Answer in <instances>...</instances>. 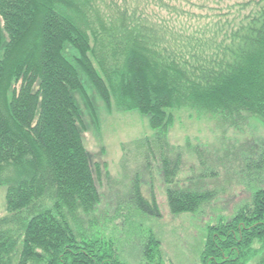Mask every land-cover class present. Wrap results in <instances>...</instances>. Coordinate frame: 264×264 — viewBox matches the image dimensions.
Here are the masks:
<instances>
[{"label": "trees", "instance_id": "trees-1", "mask_svg": "<svg viewBox=\"0 0 264 264\" xmlns=\"http://www.w3.org/2000/svg\"><path fill=\"white\" fill-rule=\"evenodd\" d=\"M120 1L0 0V264H162L159 240L141 229L161 218L153 191L144 198L135 178L110 213L99 208L110 178L83 138L86 125L99 128L96 101L155 131L157 154L149 147L143 169H158L170 215H206L199 264H264V139L213 161L187 148L200 171L181 187L184 153L167 138L180 109L264 129V0L192 30ZM118 217L126 231L107 236Z\"/></svg>", "mask_w": 264, "mask_h": 264}, {"label": "rangeland", "instance_id": "rangeland-1", "mask_svg": "<svg viewBox=\"0 0 264 264\" xmlns=\"http://www.w3.org/2000/svg\"><path fill=\"white\" fill-rule=\"evenodd\" d=\"M116 1L119 5L123 4L120 0ZM125 1L130 8H134L138 4L139 11L144 10L146 13L153 14L154 22L163 23L169 27L182 26L187 30L219 21L232 22L238 13L246 15L253 6L251 4L245 11L240 10L239 5L250 0ZM176 11L181 14L178 15ZM96 104L99 107V128L97 129L92 124L86 125L87 130L83 138L85 148L91 155L92 161L105 164L110 178L108 180L102 177L99 189L101 196L99 208L110 213L116 201L126 195L131 182L137 178L141 184L140 190L143 197L149 199L153 191L159 205L161 218L159 220L144 219L141 229L145 231L150 228L159 240L162 264H199L198 256L204 240L203 226L207 222L206 215H170L166 205L165 187L160 180L158 169L155 165H152V169H143L145 155L149 152V147L155 149L153 150L154 154H157L154 142L155 131L151 130L147 120L137 113L112 112L107 114L99 101H96ZM172 114L174 123L167 138L171 146L182 149L184 153L181 172L176 177V180L180 181L179 186L181 187L185 184L186 178L193 180L200 171L196 157L187 148L205 152L204 155L213 161L214 157L221 155L218 151L228 149L233 143L237 144L250 139H264L263 127L253 119L247 120L241 130L237 131L226 126L219 117L200 116L188 109L175 110ZM148 160L151 161V164L157 162L156 159L148 158ZM222 173L224 174L223 170ZM220 183L224 185L225 180ZM226 191L228 194H236L239 189L233 186L226 188ZM3 194L4 191L0 188V215H4ZM120 219V217L112 218L105 230L107 236L112 233L114 226L116 232L112 235L115 233L123 235L126 227L120 229ZM138 232V229L133 226L132 231L127 233L130 237L129 241L134 240ZM119 238L122 240L121 237ZM127 244L123 242L124 253L129 259L135 250L133 246ZM130 263L138 264L131 258Z\"/></svg>", "mask_w": 264, "mask_h": 264}]
</instances>
